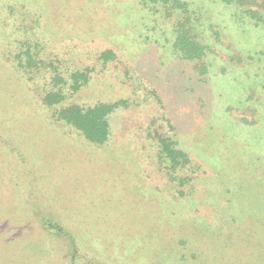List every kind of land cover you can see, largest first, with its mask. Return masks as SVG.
Segmentation results:
<instances>
[{"label": "rangeland", "instance_id": "rangeland-1", "mask_svg": "<svg viewBox=\"0 0 264 264\" xmlns=\"http://www.w3.org/2000/svg\"><path fill=\"white\" fill-rule=\"evenodd\" d=\"M241 1L260 23L222 0H0V264H264V0ZM185 17L205 75L174 52ZM47 64L68 88L88 71L66 103H125L105 145L53 120Z\"/></svg>", "mask_w": 264, "mask_h": 264}, {"label": "trees", "instance_id": "trees-1", "mask_svg": "<svg viewBox=\"0 0 264 264\" xmlns=\"http://www.w3.org/2000/svg\"><path fill=\"white\" fill-rule=\"evenodd\" d=\"M222 2L227 6H236L241 10L242 15L248 18V21L255 20L257 23L262 21L258 17L257 11L244 8L241 0H222ZM143 5L154 8L162 6L177 13L185 7L184 4L180 3V0H145ZM188 25L190 27H187ZM192 26V21L188 17L177 24L174 52L182 61L196 64L195 69L205 75L207 67L204 64V59L207 56V47L199 41L196 34H193ZM32 51V47L28 46L18 56V68L29 74L45 68L44 61L35 59ZM101 59L107 63L114 59V54L112 51H106L101 55ZM46 68L54 71L55 76L52 80V87L42 96V103L46 108L53 110V120L72 128L93 145H105L110 138V117L121 104L125 105V103H99L89 107L74 103L68 104L66 103L69 100L68 93L74 95L88 84V71L75 72L71 76L73 82L68 88L67 84L69 82L59 73L56 67L47 64ZM159 141L162 145L161 157L172 174L189 165L188 155L177 148L174 140L159 138Z\"/></svg>", "mask_w": 264, "mask_h": 264}]
</instances>
